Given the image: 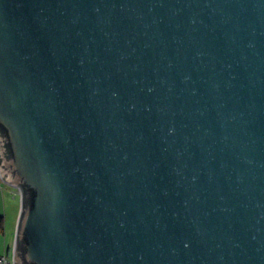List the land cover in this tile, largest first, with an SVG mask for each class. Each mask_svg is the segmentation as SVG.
Listing matches in <instances>:
<instances>
[{
	"label": "water",
	"instance_id": "1",
	"mask_svg": "<svg viewBox=\"0 0 264 264\" xmlns=\"http://www.w3.org/2000/svg\"><path fill=\"white\" fill-rule=\"evenodd\" d=\"M15 264H264V0H0Z\"/></svg>",
	"mask_w": 264,
	"mask_h": 264
},
{
	"label": "crops",
	"instance_id": "2",
	"mask_svg": "<svg viewBox=\"0 0 264 264\" xmlns=\"http://www.w3.org/2000/svg\"><path fill=\"white\" fill-rule=\"evenodd\" d=\"M21 210L22 197L19 189L4 181L0 172V218L3 221V228L0 230V257L5 254L12 257Z\"/></svg>",
	"mask_w": 264,
	"mask_h": 264
},
{
	"label": "built area",
	"instance_id": "3",
	"mask_svg": "<svg viewBox=\"0 0 264 264\" xmlns=\"http://www.w3.org/2000/svg\"><path fill=\"white\" fill-rule=\"evenodd\" d=\"M0 264H13V262L7 255H4L0 257Z\"/></svg>",
	"mask_w": 264,
	"mask_h": 264
},
{
	"label": "bare ground",
	"instance_id": "4",
	"mask_svg": "<svg viewBox=\"0 0 264 264\" xmlns=\"http://www.w3.org/2000/svg\"><path fill=\"white\" fill-rule=\"evenodd\" d=\"M19 192H20V194H21V197H22V193H21V190L19 189ZM14 247H15V242H14ZM14 247H13V251H12V257L11 256H9L8 254H5V255H7L11 260H12V262H13V264H15V262H14V258H13V253H14ZM4 256V255H3ZM2 257V256H1Z\"/></svg>",
	"mask_w": 264,
	"mask_h": 264
},
{
	"label": "trees",
	"instance_id": "5",
	"mask_svg": "<svg viewBox=\"0 0 264 264\" xmlns=\"http://www.w3.org/2000/svg\"><path fill=\"white\" fill-rule=\"evenodd\" d=\"M3 221H2V218H0V230L3 228Z\"/></svg>",
	"mask_w": 264,
	"mask_h": 264
}]
</instances>
